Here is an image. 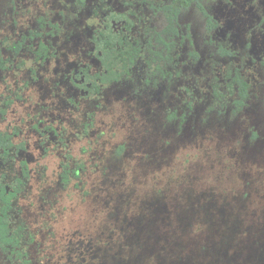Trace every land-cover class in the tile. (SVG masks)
I'll use <instances>...</instances> for the list:
<instances>
[{
    "label": "rangeland",
    "instance_id": "374dc122",
    "mask_svg": "<svg viewBox=\"0 0 264 264\" xmlns=\"http://www.w3.org/2000/svg\"><path fill=\"white\" fill-rule=\"evenodd\" d=\"M168 1L0 0V183L29 173L9 213L20 255L0 250V264H264V0H218L209 44L188 13L193 46L164 78L139 60L99 93L76 87L100 70L106 15L141 38L147 3ZM234 70L249 87L240 112Z\"/></svg>",
    "mask_w": 264,
    "mask_h": 264
},
{
    "label": "trees",
    "instance_id": "16d2710c",
    "mask_svg": "<svg viewBox=\"0 0 264 264\" xmlns=\"http://www.w3.org/2000/svg\"><path fill=\"white\" fill-rule=\"evenodd\" d=\"M105 2L106 0H101ZM218 0H170L165 3H147L150 11L148 23L142 30L141 38H130V20L123 14L109 13L105 16L102 27L96 29L92 35L93 54L99 63L100 70L94 74L83 71V83L77 85L89 94L99 93L101 89L127 79L139 60H143L150 76L164 78L171 74V68L176 63L183 47L192 48V25L184 23L188 13H192L200 25L202 41H206L217 28L218 23L211 14V8ZM124 20L125 32L116 31L114 22ZM23 42L12 46L15 54L22 49ZM47 45L39 43L36 55L44 60L47 55ZM217 54L222 58L232 57V52L217 47ZM188 56L193 60L198 58L196 52L189 49ZM75 85V84H74ZM229 89L236 91V98L232 101L233 111H242L249 99V87L237 70L229 75ZM4 114V111H0ZM11 135L0 133V149L3 156H7L12 148ZM29 173L25 163L22 164L21 177L17 178L16 187L9 189L0 183V250L16 252L23 237L22 227L10 228L9 213L17 197L20 187L28 180ZM66 182V176L63 175ZM17 255H20L18 251Z\"/></svg>",
    "mask_w": 264,
    "mask_h": 264
}]
</instances>
